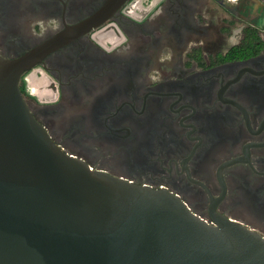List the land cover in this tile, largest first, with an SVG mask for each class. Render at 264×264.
I'll return each mask as SVG.
<instances>
[{"label": "flooded vegetation", "instance_id": "obj_1", "mask_svg": "<svg viewBox=\"0 0 264 264\" xmlns=\"http://www.w3.org/2000/svg\"><path fill=\"white\" fill-rule=\"evenodd\" d=\"M111 1L0 0L3 58L102 9L21 74L28 110L93 169L264 238V0Z\"/></svg>", "mask_w": 264, "mask_h": 264}, {"label": "water", "instance_id": "obj_2", "mask_svg": "<svg viewBox=\"0 0 264 264\" xmlns=\"http://www.w3.org/2000/svg\"><path fill=\"white\" fill-rule=\"evenodd\" d=\"M101 13L0 56V264H264L260 235L224 218L207 224L165 189L93 169L28 110L21 74Z\"/></svg>", "mask_w": 264, "mask_h": 264}, {"label": "rangeland", "instance_id": "obj_3", "mask_svg": "<svg viewBox=\"0 0 264 264\" xmlns=\"http://www.w3.org/2000/svg\"><path fill=\"white\" fill-rule=\"evenodd\" d=\"M29 74L32 75V72L29 73ZM30 75H29V76H30ZM37 85H39V82L30 81V86H31V90H32V91H35V92H36V91L38 90V89H37V87H38ZM30 86H29V87H30ZM38 88H39V87H38ZM40 88H41V87H40ZM40 88H39V89H40ZM37 92H39V91H37Z\"/></svg>", "mask_w": 264, "mask_h": 264}, {"label": "bare ground", "instance_id": "obj_4", "mask_svg": "<svg viewBox=\"0 0 264 264\" xmlns=\"http://www.w3.org/2000/svg\"><path fill=\"white\" fill-rule=\"evenodd\" d=\"M234 1V0H233Z\"/></svg>", "mask_w": 264, "mask_h": 264}]
</instances>
